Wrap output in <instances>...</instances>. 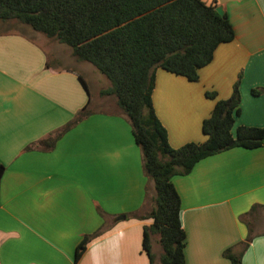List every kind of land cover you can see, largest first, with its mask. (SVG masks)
Returning <instances> with one entry per match:
<instances>
[{"label":"crops","instance_id":"crops-1","mask_svg":"<svg viewBox=\"0 0 264 264\" xmlns=\"http://www.w3.org/2000/svg\"><path fill=\"white\" fill-rule=\"evenodd\" d=\"M204 1L224 7L235 39L216 49L197 82L156 71L153 107L173 148L205 142L202 123L216 102L205 93L228 99L239 76L234 132L264 127V92L252 94L264 90V0ZM38 42L0 33V264H149L143 230L153 220L128 217L150 213L155 187L116 97L101 95L111 83L70 47ZM85 108L90 115L46 149ZM172 182L186 264H232L223 253L246 244L242 264H264V147L210 156Z\"/></svg>","mask_w":264,"mask_h":264},{"label":"trees","instance_id":"trees-1","mask_svg":"<svg viewBox=\"0 0 264 264\" xmlns=\"http://www.w3.org/2000/svg\"><path fill=\"white\" fill-rule=\"evenodd\" d=\"M216 7L204 0H0V21H18L70 47L78 61L92 65L110 81L101 95L116 97L141 148L145 174L155 187L150 213L138 216L153 220L143 230V251L150 264L155 260L153 235L159 236L160 264H186L187 236L173 177L186 176L200 161L233 148L264 147V127L239 126L234 132L241 113L240 76L228 99H218L216 92L205 93L216 102L202 123L203 143L173 148L155 113L158 69L197 82L199 70L213 61L216 49L235 39L228 15H220ZM263 92L252 90L254 96ZM89 115L87 108L79 112L56 137L44 141V147L52 149L64 133ZM4 172L0 166V184ZM91 239L86 236L77 246L75 263ZM247 247L240 254L228 249L223 255L232 264H242Z\"/></svg>","mask_w":264,"mask_h":264},{"label":"rangeland","instance_id":"rangeland-1","mask_svg":"<svg viewBox=\"0 0 264 264\" xmlns=\"http://www.w3.org/2000/svg\"><path fill=\"white\" fill-rule=\"evenodd\" d=\"M231 4H232V1L230 0V5ZM7 32H17V33L24 34V35L28 36L29 38H31L32 40L39 41L38 43L42 44L45 47L46 46L50 47L53 43L57 42L56 40L49 39V38L45 37L43 34L35 32L34 30H32L31 27L24 25V24H22L18 21H15V20H11L8 22L0 21V33H7ZM49 58H50V55H49ZM85 65H87V63ZM93 93H94V91H93ZM92 96H93V99L96 100L95 98H97V95L93 94ZM130 217L141 220L135 214L129 215V217H128L129 220H130ZM153 236H152L151 242H152V252H153V255L155 256L154 264H160L158 258L162 252V249H161V246L159 243V236L155 235L157 237V245H155V238H153ZM149 264H150V262H149Z\"/></svg>","mask_w":264,"mask_h":264},{"label":"water","instance_id":"water-1","mask_svg":"<svg viewBox=\"0 0 264 264\" xmlns=\"http://www.w3.org/2000/svg\"><path fill=\"white\" fill-rule=\"evenodd\" d=\"M216 11L220 14V15H224L225 14V10L224 7L222 5H219L216 7Z\"/></svg>","mask_w":264,"mask_h":264}]
</instances>
